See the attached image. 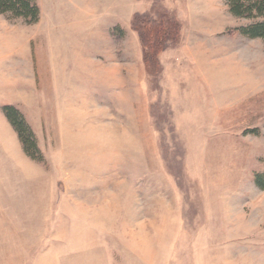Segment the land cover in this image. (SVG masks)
<instances>
[{
	"label": "rangeland",
	"instance_id": "374dc122",
	"mask_svg": "<svg viewBox=\"0 0 264 264\" xmlns=\"http://www.w3.org/2000/svg\"><path fill=\"white\" fill-rule=\"evenodd\" d=\"M152 1L138 15L180 24L192 78L175 84L161 63L155 77L145 68L144 109L104 129L96 147L57 143L62 101L38 57L47 20L0 15L10 73L0 76V264H171L172 242L175 263L192 264L193 240L216 236L238 264H264V191L254 184L264 171V41L236 32L250 22L225 0H171V14ZM5 106L24 116L42 162L24 153Z\"/></svg>",
	"mask_w": 264,
	"mask_h": 264
},
{
	"label": "crops",
	"instance_id": "0c3cea01",
	"mask_svg": "<svg viewBox=\"0 0 264 264\" xmlns=\"http://www.w3.org/2000/svg\"><path fill=\"white\" fill-rule=\"evenodd\" d=\"M37 2L40 7L39 23L44 20L48 23L46 35L41 40L42 53L38 56L41 73L54 80L56 100L62 101L56 112L57 143L64 148L82 139L96 147L95 143L104 141V129L113 132V128L128 124V115L138 116V110L144 109L143 47L138 34L132 29V20L137 14L151 13L154 2ZM162 5L171 14V0H163ZM183 35L180 32L181 43L177 47H171L159 56L163 72H171L170 76L176 77L175 81L171 80L175 84L179 83L176 79L180 81L182 76L192 78L188 68L192 59L188 55V45H184ZM0 58L6 62L4 56ZM53 59L54 66L51 65ZM2 62L0 76L6 77L10 74L9 68ZM47 77L41 75L44 84ZM44 84L40 87L41 100H49V84ZM193 244L195 247L186 259L192 264H238L234 255L220 252L224 237L196 239ZM175 256L176 246L172 242L171 264H176Z\"/></svg>",
	"mask_w": 264,
	"mask_h": 264
},
{
	"label": "trees",
	"instance_id": "16d2710c",
	"mask_svg": "<svg viewBox=\"0 0 264 264\" xmlns=\"http://www.w3.org/2000/svg\"><path fill=\"white\" fill-rule=\"evenodd\" d=\"M225 3L233 18L250 22L236 29L239 35L264 41V0H225ZM0 15L34 25L39 21L40 11L37 0H0ZM132 29L141 41L146 71L149 76L155 77L160 67L159 55L179 41L180 24L166 13L158 19L137 14L133 17ZM2 111L18 134L24 153L32 160L42 162L34 132L22 113L14 106H5ZM254 184L264 191V171L254 175Z\"/></svg>",
	"mask_w": 264,
	"mask_h": 264
}]
</instances>
